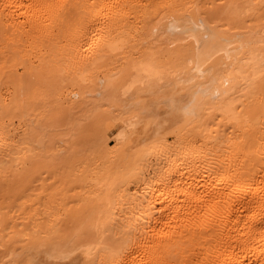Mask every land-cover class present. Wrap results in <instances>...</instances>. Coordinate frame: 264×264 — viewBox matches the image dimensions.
I'll use <instances>...</instances> for the list:
<instances>
[{
	"label": "bare ground",
	"instance_id": "6f19581e",
	"mask_svg": "<svg viewBox=\"0 0 264 264\" xmlns=\"http://www.w3.org/2000/svg\"><path fill=\"white\" fill-rule=\"evenodd\" d=\"M0 264H264V0H0Z\"/></svg>",
	"mask_w": 264,
	"mask_h": 264
},
{
	"label": "rangeland",
	"instance_id": "374dc122",
	"mask_svg": "<svg viewBox=\"0 0 264 264\" xmlns=\"http://www.w3.org/2000/svg\"><path fill=\"white\" fill-rule=\"evenodd\" d=\"M90 99H91V98H90ZM92 100H93V98L91 99V101H92ZM39 104H40V103H39ZM40 106H41V104H40ZM89 107H91V105H89ZM42 108H43V107H40V109H38V108L36 107V110H37V109L40 110V112H36V113H37V114H38V113L40 114L42 111H44V109H42ZM41 109H42V111H41ZM38 110H37V111H38ZM44 125H45V124H44ZM42 126H43V125H42ZM42 126H39V127L41 128L40 130H41V131H44V128H45V127H42ZM59 128H60V127H58V129H59ZM61 128H64V127H61ZM61 128H60L59 130H62ZM40 130H39V131H40ZM59 130H57V131L60 132ZM63 130H64V129H63ZM41 131H40V132H41ZM40 132H39V133H40ZM44 132H45V131H44ZM37 133H38V132H37ZM112 133H113V132H112ZM43 134H44V133H43ZM37 135H38V134H37ZM39 135H41V134H39ZM39 135H38V136H39ZM111 135H112V134H111ZM62 137H63V136H62ZM32 148H33V149H32ZM32 148H31L32 152L34 151V152H35L34 154L38 157V159L36 158L37 161H36L35 159L33 160V164H34V161H35V162H38V160H39L40 158H42V160H43V159H48V160H50V157H51V158H52L51 160H53L54 157H53V156H49V153H53L54 151L49 150V147H48V149H47V148L45 149V148H42V147L38 146L36 142H33V143H32ZM88 149L91 150L92 148H88ZM88 149L85 150L86 152L83 151L84 153H80L81 157H82V156L86 157V156H87L86 154H87V153L89 154V150H88ZM47 150H48L49 152H48ZM58 152H59V151H58ZM91 152H92V150L90 151V153H91ZM93 152H94V151H93ZM55 153H56V152H54L53 154H55ZM34 154H33V155H34ZM83 154H84V155H83ZM91 154H93V153H91ZM50 155H52V154H50ZM77 155H79V154H77ZM55 157H57V158L59 159V156H55ZM54 159H55V160H53V161H51V162H54V161H55L56 164H55V163H53V164L51 163L52 165L50 164V168H52L51 166H53V168H52L53 171H52V172H51V171H47V173L50 174V175H53L55 172H56V174H54V175H57L60 171H63V170H61V168H60V164L57 163V162H58V159H56V158H54ZM42 160L40 159L41 164H42ZM48 160H47V161H48ZM56 160H57V161H56ZM44 161H46V160H44ZM44 161H43V162H44ZM48 162H50V161H48ZM39 164H40V163H39ZM41 164H40V165H41ZM36 165H38V164L36 163L35 166H34L33 168L36 169ZM40 165H39L37 168L41 169L42 167L40 168ZM44 165L49 166V163H48V164L43 163L42 166H44ZM54 165H56L57 167H55ZM58 167H59V168H58ZM43 168H44V167H43ZM54 168H56V169L54 170ZM57 168H58V170H57ZM47 169H49V168L47 167ZM43 170H44V169H43ZM44 171H46V170H44ZM44 171H43V173H41L42 175L39 174L40 172H37V173H38V175L43 176L44 174H46V172H44ZM57 172H58V173H57ZM51 173H52V174H51ZM60 173H61V172H60ZM46 175H47V174H46ZM50 175H48V176H50ZM18 251H19V250H18ZM18 251H17V252H18Z\"/></svg>",
	"mask_w": 264,
	"mask_h": 264
}]
</instances>
